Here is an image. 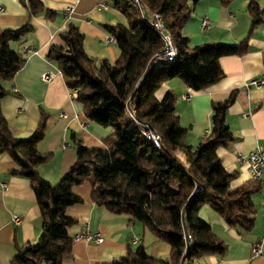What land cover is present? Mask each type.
I'll return each instance as SVG.
<instances>
[{"label":"trees","instance_id":"trees-1","mask_svg":"<svg viewBox=\"0 0 264 264\" xmlns=\"http://www.w3.org/2000/svg\"><path fill=\"white\" fill-rule=\"evenodd\" d=\"M21 1L28 9L29 20L17 27L0 28V152L8 153L15 162L11 173L30 180L40 208L42 232L36 242L16 247L11 264H62L71 254L74 239L69 227L76 219L66 214V208L82 201L73 187L84 180L91 182L90 197L95 204L141 221L171 248L169 257L156 258L140 244L101 264H179L183 254L184 264H195L203 255L225 254L227 243L199 211L210 205L228 225L245 230L255 223L252 193L257 188L250 183L231 187L237 171H228L217 153L219 146L235 139L226 114L236 93L233 90L227 99L212 103L210 132L193 145L186 141L189 128L176 111V93L168 90L158 98L155 91L173 77L195 90L220 80L224 76L220 58L248 52L254 29L264 22V7L257 1L248 5L251 23L239 41L191 46L182 29L197 0H142L146 12L156 11L162 16L172 37L176 55L169 61L156 58L160 34L132 0H104L122 11L128 21L102 24L117 43L115 62L88 54L85 33L70 23L60 33L63 43L52 44L46 57L56 63L84 113L113 129L103 138L104 147L85 146L72 134L76 159L52 183L39 172V166L51 158V153L38 149L46 133L47 112L41 108L36 128L26 136H17L1 109L8 92L3 83L13 79L26 60L25 53L12 43L34 30L33 16H56L43 0ZM220 1L229 5L233 0ZM135 119L150 124L160 146L138 130Z\"/></svg>","mask_w":264,"mask_h":264},{"label":"crops","instance_id":"crops-1","mask_svg":"<svg viewBox=\"0 0 264 264\" xmlns=\"http://www.w3.org/2000/svg\"><path fill=\"white\" fill-rule=\"evenodd\" d=\"M252 1L264 7V0H233L229 5L220 0H197L182 29L189 44L239 41L251 23L247 7ZM43 2L56 12V16L53 19L42 14L33 16L34 30L12 43L14 48L25 53L26 60L14 78L3 83L8 92L2 98L1 109L12 133L17 136H26L36 128L41 108L47 112L46 133L38 149L51 153V158L39 166V172L56 183L76 159L72 134L85 146L104 147L102 140L113 127L100 125L84 113L82 103L74 98L56 63L47 59V51L52 44H62L60 33L70 23H75L85 33L84 47L88 54L115 62L119 55L117 43L102 24L128 21L122 11L104 0ZM0 6V28L17 27L29 20L28 9L21 0H0ZM68 6H73L74 10L66 14ZM205 18L207 23L202 25ZM220 64L224 76L204 89H192L180 78L173 77L164 81L155 95L162 98L168 90L176 93V111L182 124L189 128L186 141L194 145L211 129L212 103L227 99L235 91V99L226 114V122L235 139L227 146H219L217 153L228 171H237L231 187L250 183L257 188L252 193L255 223L250 230L230 226L210 205L203 206L200 216L209 221L228 249L223 255H203L195 264H264V187L252 180L246 161L249 152L264 143V84H249L254 78L264 79V22L254 29L248 52L222 56ZM44 72L52 73L50 81L42 80ZM188 92L190 97L183 98ZM13 167L15 162L11 156L0 152V264H11L16 247L36 242L42 232L40 208L30 180L11 173ZM73 191L82 201L66 208V214L76 222L69 227L74 239L72 252L63 258L62 264L106 263L123 255L129 247L136 248L140 244L156 258L169 257L170 245L160 242L141 221L95 204L90 197V180L75 185ZM14 214L21 217L18 223L13 221ZM85 229L100 232L103 242L76 239L75 236ZM258 241L262 242V251L253 254L252 244Z\"/></svg>","mask_w":264,"mask_h":264},{"label":"built area","instance_id":"built-area-1","mask_svg":"<svg viewBox=\"0 0 264 264\" xmlns=\"http://www.w3.org/2000/svg\"><path fill=\"white\" fill-rule=\"evenodd\" d=\"M132 2L137 5L140 9L143 17L153 26L155 30L160 34L161 37V46L158 51L155 53L156 58L162 60H173L176 55L175 46L172 40L171 35L167 31L165 22L162 16L156 11H148L146 12L144 3L142 0H132ZM103 5L106 6L104 3ZM2 9V6H0ZM74 10L73 6H68L66 8L65 13H71ZM207 19L205 18L202 22V25H206ZM112 40H115L114 37H111ZM52 77V73L44 72L41 75V78L44 82L50 81ZM250 85L260 86L264 84V79L262 78H254L250 80ZM183 98H189L190 93H186L182 95ZM244 115H248V112H244ZM135 123L137 124L138 130L149 140H151L156 146H160V139L158 134L154 131V129L147 122H142L135 119ZM210 130L206 131V135H208ZM248 164V170L250 176L253 180L260 182L264 187V143L260 146H257L254 150L249 152L246 158ZM21 217L18 214L13 215V221L19 222ZM76 239L83 238L86 241L101 243L104 240L103 235L100 232H91L88 229L83 230L75 236ZM262 251V242L258 241L252 244V253L258 254Z\"/></svg>","mask_w":264,"mask_h":264},{"label":"water","instance_id":"water-1","mask_svg":"<svg viewBox=\"0 0 264 264\" xmlns=\"http://www.w3.org/2000/svg\"><path fill=\"white\" fill-rule=\"evenodd\" d=\"M184 262H185V254L182 255L179 264H184Z\"/></svg>","mask_w":264,"mask_h":264},{"label":"rangeland","instance_id":"rangeland-1","mask_svg":"<svg viewBox=\"0 0 264 264\" xmlns=\"http://www.w3.org/2000/svg\"><path fill=\"white\" fill-rule=\"evenodd\" d=\"M160 242H163V241H160ZM163 243H165V242H163ZM41 264H45V263H41Z\"/></svg>","mask_w":264,"mask_h":264}]
</instances>
